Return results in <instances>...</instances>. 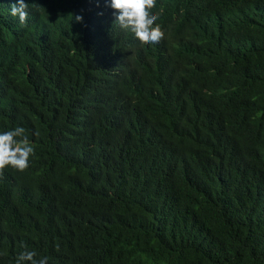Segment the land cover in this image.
Returning <instances> with one entry per match:
<instances>
[{
  "label": "trees",
  "instance_id": "obj_1",
  "mask_svg": "<svg viewBox=\"0 0 264 264\" xmlns=\"http://www.w3.org/2000/svg\"><path fill=\"white\" fill-rule=\"evenodd\" d=\"M25 1L0 0V133L35 150L0 175V264H264V0H156L154 44L109 0Z\"/></svg>",
  "mask_w": 264,
  "mask_h": 264
},
{
  "label": "clouds",
  "instance_id": "obj_2",
  "mask_svg": "<svg viewBox=\"0 0 264 264\" xmlns=\"http://www.w3.org/2000/svg\"><path fill=\"white\" fill-rule=\"evenodd\" d=\"M109 6L111 7L109 11L115 10L116 24H119L123 30L130 29L142 44H154L163 40L164 31L159 24L155 23L158 15H153L151 11L156 6V0H110ZM10 13L13 17H18L19 23L24 25L29 14L28 4L25 0H18V4L11 6ZM82 19L80 16L75 17L78 22ZM32 24L34 27L33 20ZM34 154L35 150L25 135L23 127L17 126L13 130L0 133V175L9 166L24 171L29 167L30 156ZM20 246L25 248V251L19 253L15 264H24L26 261L31 264H48L47 257L37 260L35 251L26 250L23 244Z\"/></svg>",
  "mask_w": 264,
  "mask_h": 264
},
{
  "label": "bare ground",
  "instance_id": "obj_3",
  "mask_svg": "<svg viewBox=\"0 0 264 264\" xmlns=\"http://www.w3.org/2000/svg\"><path fill=\"white\" fill-rule=\"evenodd\" d=\"M109 1H110V0H109ZM111 46H112V44H111ZM125 54H126V53H125ZM127 54H128V53H127ZM131 56H132V55H131ZM131 56H130V57H131ZM135 58H136V57H135ZM131 59H132V57H131ZM132 62H133V61H132ZM140 68H141V67H140ZM142 68H143V67H142ZM144 68H145V67H144ZM132 84H133V83H132ZM148 88L151 89V87H148ZM152 89H153V88H152ZM147 90H148V89H147ZM158 92H159V91H158ZM154 93H155V92H154ZM133 94H135V93H133ZM151 94H152V93H151ZM159 94H160V93H159ZM133 100H134V98H133ZM154 103H155V102H154ZM198 118H199V117H198ZM198 118H197V119H198ZM195 120H196V119H195Z\"/></svg>",
  "mask_w": 264,
  "mask_h": 264
}]
</instances>
